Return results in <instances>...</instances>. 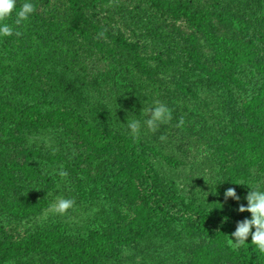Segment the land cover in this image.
Wrapping results in <instances>:
<instances>
[{"label": "trees", "instance_id": "16d2710c", "mask_svg": "<svg viewBox=\"0 0 264 264\" xmlns=\"http://www.w3.org/2000/svg\"><path fill=\"white\" fill-rule=\"evenodd\" d=\"M30 2L0 37V264H264L225 228L264 190V0ZM157 102L172 120L152 133Z\"/></svg>", "mask_w": 264, "mask_h": 264}, {"label": "clouds", "instance_id": "9594fccd", "mask_svg": "<svg viewBox=\"0 0 264 264\" xmlns=\"http://www.w3.org/2000/svg\"><path fill=\"white\" fill-rule=\"evenodd\" d=\"M118 2V0H116ZM37 11L36 6L30 2V0H25L21 5L19 11H16V0H0V37H9L15 35L20 37L23 32L17 30L24 26L25 22ZM15 12V17L13 19V13ZM13 19V24H9L6 21ZM107 29L101 30L97 33L95 39L99 40L101 38L106 39ZM146 116L144 124L146 125L148 131L155 133L160 125L166 124L172 120V109L166 104L157 102L153 107L142 110ZM185 125V119L183 116L179 118L176 124L177 128H183ZM127 127L130 130V135L135 139L139 137L140 131V121L129 120L127 122ZM167 137L165 135L160 136V140L164 141ZM58 175L62 178H66L68 173L63 170L61 165V170ZM238 185H243L240 183H235ZM250 191L247 193L245 199L247 200V205L241 204L238 211L249 212L251 218H245L242 221L237 222L236 229L231 236L235 238L233 242L232 238H229L228 243L233 247H240L246 244L249 236H251V244L255 246V249L264 254V190H261L259 186H248ZM225 200L232 198L233 200L239 201L235 188H228L224 193ZM75 206V200L71 198H57V201L51 206V210L55 214L65 215L69 209ZM227 219V218H225ZM253 229H255L253 231Z\"/></svg>", "mask_w": 264, "mask_h": 264}, {"label": "rangeland", "instance_id": "374dc122", "mask_svg": "<svg viewBox=\"0 0 264 264\" xmlns=\"http://www.w3.org/2000/svg\"><path fill=\"white\" fill-rule=\"evenodd\" d=\"M123 1V0H122ZM191 167L186 168L181 175L180 180H182L181 185L183 187H186V190H189L188 192L191 193H197L198 196H209V193L211 192L210 183L205 175H203L201 172H197L195 169L190 171ZM260 183H264V179H261ZM259 186L261 188L260 184H256V186ZM237 224L234 222H229L225 225V228L230 236V238L233 239V242H235V238L231 236V233H233L236 229Z\"/></svg>", "mask_w": 264, "mask_h": 264}]
</instances>
